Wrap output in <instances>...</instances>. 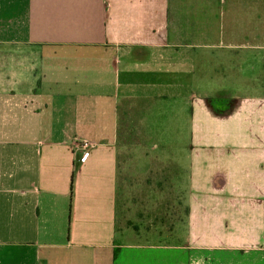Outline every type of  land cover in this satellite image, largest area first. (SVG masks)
<instances>
[{
  "label": "crops",
  "instance_id": "crops-1",
  "mask_svg": "<svg viewBox=\"0 0 264 264\" xmlns=\"http://www.w3.org/2000/svg\"><path fill=\"white\" fill-rule=\"evenodd\" d=\"M122 105L186 125L176 250L117 240ZM203 252L264 264V0H0V264Z\"/></svg>",
  "mask_w": 264,
  "mask_h": 264
},
{
  "label": "rangeland",
  "instance_id": "rangeland-1",
  "mask_svg": "<svg viewBox=\"0 0 264 264\" xmlns=\"http://www.w3.org/2000/svg\"><path fill=\"white\" fill-rule=\"evenodd\" d=\"M147 111L130 105L121 108L116 236L120 245L151 248L168 245L176 250V246L183 244L187 180L182 178L174 159L186 157L188 132L182 120L173 126L166 116L163 125L159 119L156 122L148 117ZM147 252L169 262L176 256L174 251ZM227 256V253L203 252L200 257L206 259L207 264H213V259L223 261Z\"/></svg>",
  "mask_w": 264,
  "mask_h": 264
},
{
  "label": "trees",
  "instance_id": "trees-1",
  "mask_svg": "<svg viewBox=\"0 0 264 264\" xmlns=\"http://www.w3.org/2000/svg\"><path fill=\"white\" fill-rule=\"evenodd\" d=\"M115 253H116V251H115Z\"/></svg>",
  "mask_w": 264,
  "mask_h": 264
}]
</instances>
